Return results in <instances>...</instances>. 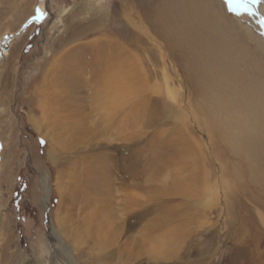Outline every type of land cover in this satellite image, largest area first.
Instances as JSON below:
<instances>
[{
  "label": "rangeland",
  "instance_id": "374dc122",
  "mask_svg": "<svg viewBox=\"0 0 264 264\" xmlns=\"http://www.w3.org/2000/svg\"><path fill=\"white\" fill-rule=\"evenodd\" d=\"M139 1L47 0L34 21L39 0H0V264H59L48 218L75 264H264L263 186L199 108L220 126L238 112L194 94ZM238 18L245 42L264 40ZM108 44L127 77L101 94L84 56Z\"/></svg>",
  "mask_w": 264,
  "mask_h": 264
},
{
  "label": "bare ground",
  "instance_id": "6f19581e",
  "mask_svg": "<svg viewBox=\"0 0 264 264\" xmlns=\"http://www.w3.org/2000/svg\"><path fill=\"white\" fill-rule=\"evenodd\" d=\"M139 5L140 10L144 13L143 17L150 27L165 39L166 45L164 44V46L169 48L167 50L172 51V58L185 72L194 94L205 100H213L212 105L215 107H221L228 112L235 109L238 112L237 119L229 112L226 124L220 126L212 121L210 110H205L201 106L199 108L208 118L207 124H203L211 135L212 143L216 146L222 140L229 142L232 149L229 147L231 150H228L241 160L238 169L240 173L248 174L249 178L253 182L261 184L262 190H264V62L261 58L264 53V40H260L254 45L251 44L257 51L252 50L250 43L245 42V39L243 40L239 36L241 33L246 37V31L241 29V21L238 18L240 16L236 15L237 19L231 17L227 20L221 10L218 12L214 9L217 6L213 0H156L155 2L140 0ZM46 8L47 0H39L30 20H37L35 19L37 9L42 10L45 17ZM257 8L260 13H264V4L258 5ZM65 11L64 9L63 13ZM233 16H235L234 13ZM251 18L264 35V27L258 22L259 17L251 16ZM131 21L127 19L125 23L127 22L126 27L130 30V40L136 41L140 37L138 32L135 33L129 27ZM238 26L239 30L236 29ZM7 47L5 46L4 50ZM113 48L115 46L110 44L105 46V51H101L105 59L100 58L98 62L94 60L100 54V51H96V49L91 54L87 53V57L84 56L92 66L94 65V70L90 69L89 72L92 74L94 71L97 80H99V93L101 94H114L119 91V88L122 90L117 79L127 77L126 73L115 75L118 70L115 71L116 73L109 70L110 57L116 56L113 53ZM4 50L0 53V58L8 54ZM118 51L122 52L120 49ZM176 52L179 54L177 55ZM60 73L65 76L62 71ZM52 75L55 77L58 73L54 74L52 71ZM69 89L70 86H66L62 91L67 93ZM0 165L3 166L1 162ZM232 175H234L233 172ZM235 180L237 181V179ZM39 185L43 194L42 202L47 207L50 196L47 179L42 177ZM47 222L50 226L48 236L58 246L54 250V253L58 255V263L63 264L62 261H64L65 264H75L70 254L71 247L63 242L49 218Z\"/></svg>",
  "mask_w": 264,
  "mask_h": 264
},
{
  "label": "snow or ice",
  "instance_id": "6c2138e0",
  "mask_svg": "<svg viewBox=\"0 0 264 264\" xmlns=\"http://www.w3.org/2000/svg\"><path fill=\"white\" fill-rule=\"evenodd\" d=\"M225 2L228 5V10L237 16H258V22L264 27V13H260L257 8L258 5L264 4V0H225ZM44 15L42 10L37 9L35 19H42Z\"/></svg>",
  "mask_w": 264,
  "mask_h": 264
}]
</instances>
